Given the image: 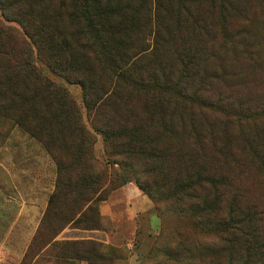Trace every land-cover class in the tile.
Listing matches in <instances>:
<instances>
[{
	"label": "trees",
	"instance_id": "1",
	"mask_svg": "<svg viewBox=\"0 0 264 264\" xmlns=\"http://www.w3.org/2000/svg\"><path fill=\"white\" fill-rule=\"evenodd\" d=\"M0 6L21 26L0 22L1 114L38 138L56 164L55 186L24 262L69 225L101 228L100 202L135 181L207 235L193 245L180 235L174 251H166L178 264L203 257L202 264H212L217 255L226 264H264V212L243 202L240 181L252 184L253 172L239 152L241 169L225 171L232 154L218 145L213 127L209 135L202 126L210 124L209 112L252 124L264 112L214 89L225 74L222 48L239 44L252 64L262 59L250 42L252 18L250 27L228 26L241 14L239 0H0ZM63 81L81 87L90 126ZM132 95L141 98L130 102ZM238 138L264 168V145L242 131Z\"/></svg>",
	"mask_w": 264,
	"mask_h": 264
},
{
	"label": "rangeland",
	"instance_id": "2",
	"mask_svg": "<svg viewBox=\"0 0 264 264\" xmlns=\"http://www.w3.org/2000/svg\"><path fill=\"white\" fill-rule=\"evenodd\" d=\"M239 6L240 16L234 17L228 26L250 27L252 18V37L255 39L253 41L251 37L250 42L256 52H260L262 59L258 65L252 64L239 44L235 48L227 47L226 51L222 48L221 61L225 66V74L214 83V89L231 101L243 96L248 106L261 109L264 107V0H239ZM8 10L12 8L9 6ZM0 22L21 28L3 13L1 6ZM217 37L221 42L220 35ZM39 67L48 73L44 64L39 62ZM51 77L62 82V78ZM63 82L76 99L83 119L89 125L81 87ZM140 98L132 95L129 101ZM2 112L4 109L0 107V264H27L23 258L47 210L55 186L56 164L38 138L29 134L10 116L2 115ZM209 113L211 115L205 113V117L210 124L203 122L202 126L209 135L213 127V134H220L218 145L226 148L233 157L222 168L228 172L241 169L234 159V153L239 152L247 169L253 172L250 177L252 184L243 178L240 180L245 186L243 202L253 203L264 212V168L260 166L257 156H252L255 162L251 160L249 150L243 147L241 138H238L242 131L244 136H252L258 147L264 145L263 141H258L264 132V112L258 111L253 118V121L259 118L258 124L238 122L224 112ZM96 137V155L103 159V138L100 134H96ZM253 185L255 189L257 186L255 191L251 187ZM228 192L231 193L232 189L229 188ZM165 194L170 196L171 189H167ZM170 204L165 200L156 201L142 191L135 181H129L112 192L106 201L100 202L101 228L96 229L98 238L90 239L96 243L82 247L66 243L67 240L81 239L56 238L54 244L45 250L47 257H39L36 262L34 258L28 264H57L56 257H71L80 264H178L166 251H174L180 235L183 242L190 245L204 243L207 235L197 230L190 217L177 215ZM68 228L75 227L69 225L62 231ZM262 230L264 234V221ZM62 231L57 237L63 236ZM27 232L32 236H23ZM37 247L38 243L35 250ZM203 260L204 257L198 264H202ZM210 262L226 264L227 260L217 255Z\"/></svg>",
	"mask_w": 264,
	"mask_h": 264
},
{
	"label": "crops",
	"instance_id": "3",
	"mask_svg": "<svg viewBox=\"0 0 264 264\" xmlns=\"http://www.w3.org/2000/svg\"><path fill=\"white\" fill-rule=\"evenodd\" d=\"M63 233V236L62 237H56L58 239H81V240H90V239H96L98 238V235H97V231L96 229H89V228H68L64 231H62ZM69 233V234H67ZM25 235H30L32 236V234H30V232H27V233H23V236ZM28 238V240H30V237ZM56 241V239H55ZM54 244V243H52ZM52 244L46 246L36 257H35V261L40 257L41 259H43L45 256L47 257L48 255H46L45 253H47V250L49 248V246H51ZM56 257V261H57V264H80L78 263L77 259H73L71 257ZM34 262L32 264H34Z\"/></svg>",
	"mask_w": 264,
	"mask_h": 264
}]
</instances>
